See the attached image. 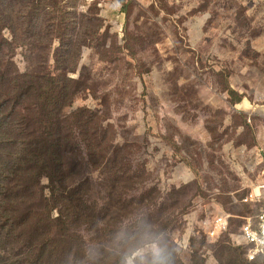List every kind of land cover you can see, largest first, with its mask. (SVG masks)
<instances>
[{
	"label": "rangeland",
	"instance_id": "rangeland-1",
	"mask_svg": "<svg viewBox=\"0 0 264 264\" xmlns=\"http://www.w3.org/2000/svg\"><path fill=\"white\" fill-rule=\"evenodd\" d=\"M85 1L34 19L90 18L62 73L57 41L12 59L70 78L65 105L0 89L20 97V125L0 126V264H264L236 241L264 194V0Z\"/></svg>",
	"mask_w": 264,
	"mask_h": 264
},
{
	"label": "trees",
	"instance_id": "trees-1",
	"mask_svg": "<svg viewBox=\"0 0 264 264\" xmlns=\"http://www.w3.org/2000/svg\"><path fill=\"white\" fill-rule=\"evenodd\" d=\"M104 1V0H103ZM114 2V0H111ZM102 2L101 0H95L89 6L88 12L93 10L97 12L98 4ZM43 3L52 4V0H0V89H4L8 85H12L13 92L16 93L18 89L23 88L28 82H32L31 88L43 99V104L46 106V96L45 94L54 93L52 100L48 101V105L52 104L53 108H59L60 105H65L70 93H68V84L70 78L64 77V74H52L46 71V66L33 65L30 61L31 54L28 55L29 63L26 67V71L19 73L14 70L12 59L14 57V49L20 48L25 54L28 42L26 39L32 38L38 43H42L33 53L36 51H47L49 55L51 45L53 41H57V53H56V69L57 71L63 72V68L68 67V60L65 57L74 55H79L82 51L81 46L84 43V35L88 32V29L93 28L89 26L90 18L86 21L80 23L79 27L74 30L73 26H67V24H59L56 21V25H53V17L51 15H45L40 19L39 25L34 21L35 17L38 16L40 6ZM18 5V10L13 14L12 5ZM45 7H41L44 10ZM29 9V12L27 13ZM70 11V10H68ZM87 12V13H88ZM61 21V20H60ZM90 21V20H89ZM18 23V24H17ZM45 25V29L42 27ZM7 29L10 33V38H6L3 34V30ZM83 47V46H82ZM27 55V54H26ZM62 57V59H60ZM30 58V59H29ZM61 61L63 68L58 65V61ZM72 61V60H70ZM71 70H66L69 72ZM42 78V79H41ZM44 79V80H43ZM40 80V81H37ZM60 85V86H59ZM57 91L55 92V90ZM6 96L0 94V126H9L12 130L15 126L20 125L18 122H13L16 116V107H20V97L12 96L13 94L5 93ZM29 95H26V99ZM7 101V107H6ZM12 101V105H10ZM62 107V106H60ZM28 107L25 108L27 110ZM50 136V132L47 134ZM30 144L32 143L29 141ZM41 145L40 149L44 145L43 141H34ZM11 205H7L6 208L9 209ZM6 220H17V216L13 213L6 215ZM84 225H87L86 220H82ZM233 221V220H231ZM244 221L242 222V224ZM240 225V228L242 226ZM229 227L231 225L229 224ZM239 228V229H240ZM246 252V259L250 262L256 260L258 255L254 260H250L247 256V252L250 247H244Z\"/></svg>",
	"mask_w": 264,
	"mask_h": 264
},
{
	"label": "built area",
	"instance_id": "built-area-1",
	"mask_svg": "<svg viewBox=\"0 0 264 264\" xmlns=\"http://www.w3.org/2000/svg\"><path fill=\"white\" fill-rule=\"evenodd\" d=\"M87 1L92 3L95 0ZM261 181L264 189V174ZM254 201L255 198L253 194H250L243 200V203H253ZM258 201L262 202V208L255 218H244V223L239 229V232L236 234V241L238 245L250 247L247 252V256L250 260H254L258 255L264 253V194ZM229 218H231V216L221 210V212L214 217V220H211V225L218 236L221 237L228 231Z\"/></svg>",
	"mask_w": 264,
	"mask_h": 264
}]
</instances>
